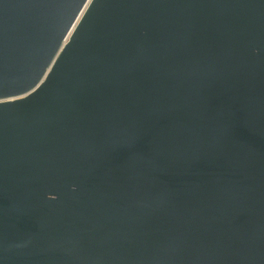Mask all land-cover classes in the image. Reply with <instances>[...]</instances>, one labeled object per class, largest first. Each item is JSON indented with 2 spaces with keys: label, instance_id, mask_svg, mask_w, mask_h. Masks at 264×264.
Wrapping results in <instances>:
<instances>
[{
  "label": "water",
  "instance_id": "1",
  "mask_svg": "<svg viewBox=\"0 0 264 264\" xmlns=\"http://www.w3.org/2000/svg\"><path fill=\"white\" fill-rule=\"evenodd\" d=\"M0 264H264V0H0Z\"/></svg>",
  "mask_w": 264,
  "mask_h": 264
}]
</instances>
